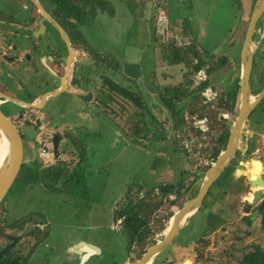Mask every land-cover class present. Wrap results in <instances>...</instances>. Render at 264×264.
Here are the masks:
<instances>
[{"label":"rangeland","instance_id":"obj_1","mask_svg":"<svg viewBox=\"0 0 264 264\" xmlns=\"http://www.w3.org/2000/svg\"><path fill=\"white\" fill-rule=\"evenodd\" d=\"M63 1L61 6L70 7L72 20L78 19L79 23L83 24L82 29L87 30L86 34L94 32L90 29L94 20L100 23L110 15L116 21H110L106 26L117 35L121 32V48L125 44L127 47L132 44L146 49L141 67L133 65L132 61L130 65L128 61H124L121 66H124V70L129 74L110 68L105 69L107 75L120 74L123 78L126 75L131 76L132 67L135 66V71L140 67L145 79L147 78V73L154 69L155 38L151 29L153 25L168 51L173 46L185 45L190 49L195 47L193 39L185 34L189 28L203 55V58L193 57L192 52L186 51L190 67L199 63L201 67L191 72V68L184 66L186 73L183 78L181 66L168 69L167 80L174 81L169 87H178L175 83L179 82V86L182 83V89L178 94L179 98L172 97L170 93L166 96V100H171L177 113L167 106L168 110L164 109L163 114L159 115L162 125L157 128H162V133L158 130L156 137L153 136L142 143H131L125 134L119 133L110 116L102 118L98 129L92 127V122L90 128L83 125L79 128V112L77 108H69L70 111L65 113L68 118L66 121L71 123L81 141L90 148L87 150L84 147L85 153L83 157L80 156V162L74 167L76 172L68 176L67 181H60L61 188L57 187V182L47 183L39 177H33L30 185L24 187L19 175L1 201V205L12 218H37L41 216L42 209H48L55 214L51 217L59 220L58 218H64V215L55 208H64L67 211L68 223L91 224L96 217V202L100 201L101 195H106L105 201L117 195L116 201L110 205V213H114L117 204L120 210L129 206V203L133 204L134 211L143 219L141 230H146L147 237L143 243L133 242L130 247L127 234L122 231L124 214L121 213H118L121 230L106 232V236L114 241L116 261L132 256L130 264H135V255L141 254L151 244L146 241L160 239L173 212L197 191L204 172L210 166L204 164L205 160L213 159L212 152L216 149H223L219 142V137L224 133L220 116L227 120L234 119L237 110L236 102L233 111L224 107L228 97V85L235 82L239 75V51L255 0H153L155 4H165L164 7H158L165 9L167 21L164 20L163 12L158 13L156 8L150 7V0H92V7L86 12L83 11V5L87 0ZM96 9L102 14L92 16ZM181 19L183 21L180 22ZM253 39L256 63L252 70L260 81L256 90H260L264 85V32L261 18L258 20ZM131 53L136 54L135 51ZM222 57L226 59L224 62L220 60ZM177 78L179 81L176 82ZM204 81L208 84L200 89L199 85ZM59 113L61 112L53 111L55 120H60ZM149 119L146 117V124L143 122L146 128ZM139 131L145 130L140 127ZM29 134L24 138V145L29 142V137L35 135ZM261 134L264 137V130H258L259 137ZM260 142L263 141L259 140L258 156L264 155V142L262 145ZM258 156L256 157L259 158ZM245 166L246 164L241 168L236 162L219 177L209 189L200 208L185 222L172 243L155 257L152 264H240L241 258L253 252L255 248L258 252H264V225L261 224L260 211L254 206L247 207L244 211L245 204L251 201L252 191H264L260 179L255 180V184L248 188L246 175L249 176L250 173L251 178L255 179L256 175H264V169L262 172L257 163L250 165V170L243 169ZM32 169H36L33 164ZM99 176L98 183L91 182L89 178ZM85 180L89 182L86 181L85 184ZM221 184L224 186L216 188ZM165 186L179 190L181 195L174 198V192H163ZM94 187L97 188L96 193H86V190L94 191L91 190ZM185 187H189L188 190ZM90 207L92 211H89ZM104 216L105 226L109 228L113 221L107 218L108 211ZM33 220L34 224L35 219ZM60 228L62 227L59 225L53 227L51 241L58 242L61 239L62 233L58 231ZM68 230L75 234L87 233L88 236L96 233L76 227ZM40 239L43 240L44 236L40 235ZM88 239L98 243L94 238ZM43 244L39 243L36 249L38 254L32 255L34 258L31 259L40 257V249L42 252H50Z\"/></svg>","mask_w":264,"mask_h":264},{"label":"flooded vegetation","instance_id":"obj_2","mask_svg":"<svg viewBox=\"0 0 264 264\" xmlns=\"http://www.w3.org/2000/svg\"><path fill=\"white\" fill-rule=\"evenodd\" d=\"M91 1L87 0L83 11L86 12L92 7ZM62 3L63 0H0V109L14 123L22 139L23 158L15 180L20 175L21 182L28 185L33 177H39L47 183L62 179L67 181L68 176L76 172L74 167L80 162V156L83 157L84 147L90 149L81 141L71 123L66 121V112L77 108L81 117L80 121H77L79 128L82 125L90 128L92 122V127L98 129L102 118L110 116L119 133L125 134L129 142L142 143L155 136L158 130L162 133V128H157L162 125L158 117L163 114L164 109L168 110L166 96L169 93V84L174 82L167 80L168 57H174V54L159 40L160 35L154 40L158 47V52L153 47L154 69L147 73L146 79L143 72L139 74L140 77L107 75L105 69H120L114 55L104 49L105 38L86 34L87 30L82 29L83 24L79 23L78 19L72 20L70 7L64 8ZM98 13L96 9L92 16ZM56 23L63 33L57 29ZM185 34L193 39L195 47H177L180 61L174 64L181 66L182 78L186 73L185 63L189 61L185 55L186 51L192 52L193 57L203 58L198 42L189 28ZM141 50L140 64H143L146 49ZM237 76L239 78V75ZM178 78L176 82L179 81ZM236 82L238 84V79ZM175 84H178V87H173L170 94L179 98V82ZM258 84L260 82L254 78L252 70L250 89L254 96L263 88L256 90ZM238 88L239 86L237 104ZM234 89L233 82L228 85L227 93ZM54 110L61 112L60 120H55ZM236 113L237 110L234 119ZM146 117L150 118L148 128L145 125ZM234 119L222 120L224 133L221 137L225 141L223 148ZM140 127L145 131H139ZM258 130H264V94L244 120L238 148L223 173L236 162L241 168L246 164L243 168L245 170H250V165L254 163L258 164L261 171L264 169V155L258 156L259 140L264 142V137L262 134L258 136ZM28 133L35 135L29 137V142L24 145V138ZM40 148L47 151L48 160L45 161V158L36 152V149ZM27 149L31 152L27 153ZM32 164L35 170L32 169ZM259 176L264 182V175L261 173ZM245 179L246 186L252 187L250 173ZM223 186L217 185L216 188ZM263 199L264 192L257 202L248 201V207L254 206L260 211L259 206ZM0 209V241L8 243V233L12 234L11 242L16 240L15 247L1 255L0 260L11 259L17 264L20 257L19 247L25 241L24 235L29 234L35 238L36 230L22 217L12 218L3 205H0Z\"/></svg>","mask_w":264,"mask_h":264},{"label":"crops","instance_id":"obj_3","mask_svg":"<svg viewBox=\"0 0 264 264\" xmlns=\"http://www.w3.org/2000/svg\"><path fill=\"white\" fill-rule=\"evenodd\" d=\"M161 4L160 3L155 4L153 0H150V7L156 8V11L158 13L163 12L164 20L167 21L166 20L167 18L165 16L166 14L165 9L163 8L164 7L163 5L165 4L164 3L163 5ZM158 6H163V7H158ZM110 21L115 22L116 20H114L113 17L110 15L106 16V19L104 18L102 19L101 22L103 25L101 24V22L99 23V21L94 20V25L90 28V29H93L94 32L89 35L103 36L106 40L104 43L105 51L111 53L112 55H114L115 59H117L118 61L117 64L119 66L120 71L124 72L125 74H129L127 70H124L125 69L124 66H121L122 65L121 62H123L124 64V61L126 62L128 61V64H129L132 61L133 65L135 66L140 65L141 67V65H143V64H140L142 61V57H141L142 48H139L136 45L134 46L132 44L128 45V47H127V44H125L124 47L121 48V43H119L120 42L119 39L122 37L120 35L121 32L118 33L117 35L115 31H112L111 29H109V27L106 25L110 24ZM176 21H174V23H177ZM181 21L183 20L181 19L180 22ZM154 27L155 25H153L151 29L153 30L152 32L154 33V38H156L157 30H155ZM156 45L157 43L155 41L153 47H154V50L158 52V47ZM131 51H135L136 54L134 55L133 53H131ZM121 55H123V57ZM121 57L123 59H121ZM135 66L132 67L133 75L131 76L140 77L142 71H140V67H139V70L136 72ZM175 66L176 65L174 63L172 64L169 62V68H172ZM168 82H172V81H168ZM37 153H39L38 149H37ZM43 157L45 158V161L48 160L47 154ZM89 178L91 179V182L93 181L96 183H98L100 180L98 179L100 177H89ZM88 180H85V184H86V181L89 182ZM54 182H57L58 183L57 187L61 188V184L59 180H56ZM22 184L24 185V187H28L30 185V184L28 185V183H22ZM94 188L91 189L94 191L86 190V193L87 194H93V192L96 193L97 188L95 189ZM105 196L106 195L103 193L101 195L100 201L96 202V207H95L96 217L91 222V224H75L72 222L68 223L67 213H66L67 211L64 210V208H58V209L55 208L57 212L59 211L60 214L64 215L63 216L64 218H58L59 220H55L53 218L55 214L53 215V211L48 210V209H42L40 212L41 213L40 217L37 216V218H35V216H29L26 221L30 222L32 226L35 228L36 230L35 238L30 235L28 236V234L24 235L25 241L19 247L20 257L18 259L17 264H130L131 263L130 259L132 256H130V258L126 260L116 261L114 241L111 238H107L106 236V232H112V230L113 231L121 230L120 227L119 228L113 227L114 222L116 221V219H118V216L120 215L118 213H121V212H120V206L117 204L115 205L116 209H114V213L113 214L110 213V208H111L110 205L116 201L118 196L117 195L113 196L111 200L109 199L106 201H105ZM107 202H108V205H106ZM89 211H92V207L89 208ZM107 211L110 216V217L107 216V218L110 220L112 219L113 221V223L110 224L109 228L105 226V222H104L105 220L104 215L106 214ZM35 213L37 214V212ZM71 213H73V211ZM51 215L53 216L51 217ZM99 215H100V219H99ZM33 219H35L34 224H33V221H34ZM38 224L42 225V228L37 227ZM55 225H59L62 227L58 230L59 232L61 231L62 233L61 239H59L58 242H53L50 239L51 234L53 233V227ZM74 227L79 228V230H82L83 228L87 232L89 230H93V232H96V233L95 235H92V236H88L87 233L86 234L70 233L68 229H71ZM104 230L106 231L104 232ZM89 232L92 233V231H89ZM40 235L44 236L43 240L40 239ZM88 237L96 239L98 243L91 241L90 239H88ZM45 239L48 240L49 242L44 241ZM39 243L40 244L44 243L43 244L44 248L46 250L49 249L50 252L48 251L42 252L40 251L41 250L40 249L39 250L40 257H37L36 258L37 260L31 259V257L34 258V256L32 255L38 254V251H36V249L39 246ZM47 258L49 259L47 260Z\"/></svg>","mask_w":264,"mask_h":264},{"label":"water","instance_id":"obj_4","mask_svg":"<svg viewBox=\"0 0 264 264\" xmlns=\"http://www.w3.org/2000/svg\"><path fill=\"white\" fill-rule=\"evenodd\" d=\"M261 18L262 30L264 32V0H255L252 6L248 23L244 32V37L239 51L240 71L238 78V104L237 113L234 121L231 123V128L227 138L226 145L221 149L204 172L202 180L194 196L186 199L179 208L171 215L168 223V228L160 239L155 240L141 254L135 255V264H152L155 257L159 255L167 246L172 243V240L177 236L179 230L185 222L200 208L205 196L210 187L220 177L223 171L231 162L239 143V136L244 120L249 115L251 109L256 103L261 100L264 94V86L256 96L251 93L250 75L253 66L254 56V33L258 20ZM58 30L62 32L61 27L56 23ZM63 33V32H62ZM57 92V91H56ZM221 120H225L220 116ZM230 125V123H228ZM0 133L6 142V153L0 162V205L6 193L13 184L22 163L23 146L21 136L11 121V119L0 109ZM56 153V149H54ZM31 150L27 149V153ZM261 180L262 177L256 175L255 179H249L251 185L255 184V180ZM263 194V192H262ZM262 194L254 198L252 202H257ZM29 235V234H28ZM12 234L8 233L7 241H0V257L7 252H10L16 245V240L11 242ZM24 238V237H23ZM23 244V243H22ZM186 261V260H185Z\"/></svg>","mask_w":264,"mask_h":264},{"label":"trees","instance_id":"obj_5","mask_svg":"<svg viewBox=\"0 0 264 264\" xmlns=\"http://www.w3.org/2000/svg\"><path fill=\"white\" fill-rule=\"evenodd\" d=\"M258 24V23H257ZM257 26V25H256ZM254 38V37H253ZM171 52L174 54V57L169 56L168 57V61L170 63H177L179 62V58H178V52H177V47L173 46L171 47ZM221 62H224L226 59L224 57L220 58ZM255 60H254V56H253V67L255 66ZM187 67L190 68V66L188 65V63H185ZM199 67H201V63H199L198 65H195L194 67H192L191 72L196 71L197 69H199ZM254 73V72H253ZM254 78H256L255 74H254ZM237 79L238 77H236V80L234 82L235 84V89L232 92L227 93L228 97L226 99V105L224 108H226L229 111H233L234 106H235V102L237 99ZM260 82V81H259ZM208 84L207 81L202 82L199 85L200 89H203L206 85ZM198 88V89H199ZM173 88H169L168 92L171 93ZM179 89H182V83L179 86ZM197 90V89H196ZM176 91L174 92V94H176ZM167 106L174 112L177 113L175 110V106L171 103V100H167ZM219 142L224 145L225 141L222 139V137H219ZM220 151V149H216L215 151H213V159L216 158V156L218 155V152ZM181 183V182H180ZM182 185V183H181ZM189 187H185L186 190H188ZM163 192L167 193V192H174L175 197L177 198L179 197L181 194L179 192V190L174 189L173 187H166L163 188L162 190ZM182 193V192H181ZM196 192H194V194L192 196L195 195ZM259 210H260V214H261V224L264 225V199L261 201V204L259 206ZM121 214H124V218L122 220V231L126 232L127 234V238L129 240V245L131 247V245L133 244V242H136L137 244H141L145 241V238L147 237V233L146 230H141L144 223H143V219L141 217H139L138 213L134 211V206L133 204L129 206H124L121 210H120ZM151 242L153 243L154 240H147L146 243ZM0 264H15L11 259H4V260H0ZM240 264H264V252H258L257 249L255 248V250L253 252H250L246 255H244L241 258Z\"/></svg>","mask_w":264,"mask_h":264},{"label":"bare ground","instance_id":"obj_6","mask_svg":"<svg viewBox=\"0 0 264 264\" xmlns=\"http://www.w3.org/2000/svg\"><path fill=\"white\" fill-rule=\"evenodd\" d=\"M5 153H6V142H5L2 134L0 133V162H1V160H2V158H3V156H4ZM260 194H262V191H260L259 189L252 191V197L250 195V197H251L250 200L252 201L254 198H257ZM248 206H249V204L247 203V205L244 208V211H246V209H247ZM167 228H168V226H166L164 232L166 231Z\"/></svg>","mask_w":264,"mask_h":264},{"label":"built area","instance_id":"obj_7","mask_svg":"<svg viewBox=\"0 0 264 264\" xmlns=\"http://www.w3.org/2000/svg\"><path fill=\"white\" fill-rule=\"evenodd\" d=\"M38 151H39V154H40L42 157L45 156V155L47 154V151H46L44 148H40V149H38ZM212 162H213V159H209V158H208V159L205 160L204 164L207 166V165H210ZM120 225H121V221H120V219L118 218V219H116V221L114 222L113 227L119 228ZM38 226H39L40 228H42V225L38 224Z\"/></svg>","mask_w":264,"mask_h":264}]
</instances>
